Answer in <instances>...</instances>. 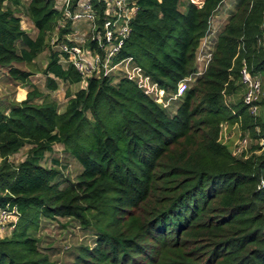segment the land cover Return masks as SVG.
Masks as SVG:
<instances>
[{"label": "trees", "instance_id": "obj_1", "mask_svg": "<svg viewBox=\"0 0 264 264\" xmlns=\"http://www.w3.org/2000/svg\"><path fill=\"white\" fill-rule=\"evenodd\" d=\"M79 1L72 0V11ZM91 2L101 29L105 2ZM222 2L136 0L113 62L131 58L167 100L195 70ZM21 16L37 30L34 38ZM84 24L85 45L100 52ZM84 24L66 18L54 0H0V67L27 81L30 72L16 64H30L48 49L46 87L81 83L50 40L55 34L56 43H74ZM216 30L206 71L167 106L114 73L87 77L67 93L63 111L35 88L5 111L0 102V207L19 213L10 234L0 235V264H54L38 246L40 218L86 226L99 208L111 216L106 232L98 248L82 249L73 264H264V118L249 113L240 81L243 66L264 79V0H237ZM223 122L239 123L251 145L263 143L233 154L221 141ZM56 144L81 165L76 180L41 163ZM25 146V157L14 163Z\"/></svg>", "mask_w": 264, "mask_h": 264}, {"label": "rangeland", "instance_id": "obj_2", "mask_svg": "<svg viewBox=\"0 0 264 264\" xmlns=\"http://www.w3.org/2000/svg\"><path fill=\"white\" fill-rule=\"evenodd\" d=\"M236 1L237 0H223L217 12L219 16L218 18L212 19V24L216 27L218 25H222L225 22L226 15L234 9ZM79 23L84 24V21L79 20ZM21 27L28 33L29 36L32 38L35 37L37 33L36 29L25 16H21ZM78 29L80 32L79 34L84 37V34L87 31L86 26L84 25ZM217 31L218 30L214 31V29H211L209 34L201 40L202 50H204L207 45L214 48ZM48 54L49 51L47 49L41 52L30 64H16L18 68L30 72V76L27 78V81L24 82L13 79L8 74L6 69H0V102H2L1 109L3 111H5L4 106L8 105L7 102H19L18 96L20 92H17V90H19L18 88L24 89L26 93L34 88L39 90L41 94L46 95L45 99L55 100L59 109L63 111L69 98L67 93L73 94L76 90L83 87L82 83L69 85L58 81L57 89L50 91L46 87L45 75L43 73V69L48 60ZM128 65L131 66V63H128ZM111 70L109 74L114 72L117 80L120 77L125 76V69L123 65ZM260 78L262 87L259 100H261V103L259 104L258 111L255 115L264 118V79L262 77ZM241 91L236 93L234 97H231L232 102L237 101L241 97L243 93ZM42 99L43 98L41 97L37 100L40 101ZM220 128L221 141L228 146L233 154L238 155L244 150L250 151L252 145H260L258 140L255 139H253V144L251 145L248 131H243L239 123L223 122L220 124ZM244 138L247 139V144H244ZM27 149L28 146L20 149L19 152L11 157V160L14 163H17L19 160L23 159L26 155ZM255 153H260V151H255ZM53 159L58 160V164H53ZM41 163L47 167L56 165V168L59 169L63 175L62 177H66L71 181L76 180L77 175L82 169L81 165L72 156L64 151L61 144L54 145L52 152L47 153ZM103 209L105 208H99L89 212L87 215L88 224L86 226L80 224V222L74 218H40L36 231V236L39 239V249L47 254L54 264H73L74 262H77V256L82 252V249L95 250L98 248L100 232L101 230L106 232L105 227L106 224L111 221V216L100 212V210ZM9 234L10 230L8 229V226L2 229L0 228L1 236H7ZM99 257H101L100 254Z\"/></svg>", "mask_w": 264, "mask_h": 264}, {"label": "built area", "instance_id": "obj_3", "mask_svg": "<svg viewBox=\"0 0 264 264\" xmlns=\"http://www.w3.org/2000/svg\"><path fill=\"white\" fill-rule=\"evenodd\" d=\"M58 9L63 11L66 18L71 20H83L91 33L90 38L96 42L97 48L100 50L92 51L86 44V38H71L74 43L60 41L56 43V35L52 34L51 44L62 53L61 61L64 63H72L82 77V82L93 74H109L114 68L124 66L125 77L133 79L138 86L145 90L146 93L153 94L158 102H163L165 106L170 101L181 95L197 78L201 76L207 69L212 58L213 48L207 45L202 50V43L195 57V70L179 81L176 93L168 96L165 100V92L157 87L155 83L150 81L148 75L144 74L142 69L134 63L131 58L114 61V57L119 52L125 39L130 33V22L137 12L136 0H103L105 2L104 17L99 29L96 19L97 14L91 0H80L78 8L71 10L72 0H54ZM199 7L203 5V0H190ZM206 37V36H205ZM204 37V38H205ZM203 42V41H202ZM66 55V57H65ZM131 63V66L128 65ZM111 70V71H110ZM114 73V72H113ZM240 81L243 83L245 90L243 93V103L247 105L250 114L255 115L259 108V99L261 95V78L260 76H252L243 66L240 70ZM244 144H247V139L244 138ZM262 144L263 140L260 139ZM243 144V145H244ZM19 218V213L15 207L2 208L0 207V228L8 226L10 232L13 230Z\"/></svg>", "mask_w": 264, "mask_h": 264}, {"label": "crops", "instance_id": "obj_4", "mask_svg": "<svg viewBox=\"0 0 264 264\" xmlns=\"http://www.w3.org/2000/svg\"><path fill=\"white\" fill-rule=\"evenodd\" d=\"M218 10H219V9H218ZM217 12H218V11H217ZM217 12H216V14L213 16L212 19L218 18L219 15L217 14ZM212 19H211V26H212L211 28L214 29V31H215V30L217 29L218 26L216 27L215 25L212 24ZM84 25H85V24H84ZM215 27H216V28H215ZM36 32H37V30H36ZM36 34H37V33H36ZM35 36H36V35H35ZM30 37H31V36H30ZM76 37H77V38H82V36H81L79 33L76 34ZM33 38H34V37H33ZM0 69H4V68L0 67ZM81 83H82V85L84 84L83 82H81ZM79 84H80V83H79ZM18 89H19V90H17V92H18V91L20 92V93H19V96H18V97H19L18 100L21 101V100H23V99L26 97V94H27V93L24 91V89H20V88H18ZM7 104H8V105H5L6 107L10 106L12 103H10V102L8 103V102H7Z\"/></svg>", "mask_w": 264, "mask_h": 264}]
</instances>
